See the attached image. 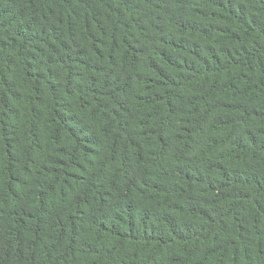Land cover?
I'll return each instance as SVG.
<instances>
[{
    "label": "trees",
    "instance_id": "1",
    "mask_svg": "<svg viewBox=\"0 0 264 264\" xmlns=\"http://www.w3.org/2000/svg\"><path fill=\"white\" fill-rule=\"evenodd\" d=\"M0 264H264V0H0Z\"/></svg>",
    "mask_w": 264,
    "mask_h": 264
}]
</instances>
